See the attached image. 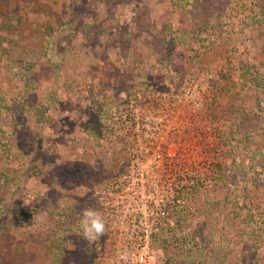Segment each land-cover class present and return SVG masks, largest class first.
<instances>
[{
  "label": "rangeland",
  "instance_id": "374dc122",
  "mask_svg": "<svg viewBox=\"0 0 264 264\" xmlns=\"http://www.w3.org/2000/svg\"><path fill=\"white\" fill-rule=\"evenodd\" d=\"M155 234L264 264V0H0V264H165Z\"/></svg>",
  "mask_w": 264,
  "mask_h": 264
},
{
  "label": "trees",
  "instance_id": "16d2710c",
  "mask_svg": "<svg viewBox=\"0 0 264 264\" xmlns=\"http://www.w3.org/2000/svg\"><path fill=\"white\" fill-rule=\"evenodd\" d=\"M131 95H129V98L128 99H131ZM134 97V96H133ZM219 105L220 102H217ZM94 122H91V121H88L86 122L83 126H82V129L84 131L85 134H91L92 138L95 139V141L99 144H104L105 142V133L102 129L101 126H99V120L95 119L93 120ZM97 125V126H96ZM221 153V151H220ZM222 155V153L220 154ZM128 156L126 152H124L123 150V155L121 156L119 152H115V156H114V163H115V167L113 168V175L115 177L116 180H118L120 178V176L122 175L121 172L118 171L119 170H122V167L123 165H120L121 164H124L125 160ZM218 178H223L222 180H225V175L223 176L222 173H220L218 176ZM200 182V180H199ZM184 187V186H183ZM182 189H179V190H175V197L177 198H183L184 197V194L183 192L185 191V187ZM183 228L182 225H179V229ZM160 240L159 243L157 244L161 250L163 251V253L167 256V260L165 262V264H172V261L174 260L173 258H170L168 257L169 256V244L167 243V238L162 236V235H156L155 234V237L154 239L151 240L152 244L151 246L155 245L156 244V241L157 240Z\"/></svg>",
  "mask_w": 264,
  "mask_h": 264
},
{
  "label": "clouds",
  "instance_id": "9594fccd",
  "mask_svg": "<svg viewBox=\"0 0 264 264\" xmlns=\"http://www.w3.org/2000/svg\"><path fill=\"white\" fill-rule=\"evenodd\" d=\"M81 229L84 239L94 241L104 233V218L94 209L87 208L85 209L83 219L81 220Z\"/></svg>",
  "mask_w": 264,
  "mask_h": 264
},
{
  "label": "built area",
  "instance_id": "2783aa9c",
  "mask_svg": "<svg viewBox=\"0 0 264 264\" xmlns=\"http://www.w3.org/2000/svg\"><path fill=\"white\" fill-rule=\"evenodd\" d=\"M144 257H145V256H143V255H139V256H138V261H139V262H143V261H144Z\"/></svg>",
  "mask_w": 264,
  "mask_h": 264
}]
</instances>
